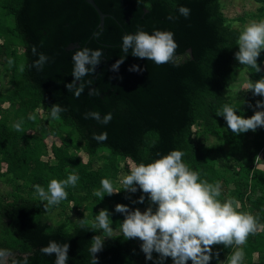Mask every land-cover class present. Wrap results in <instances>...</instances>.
<instances>
[{
  "label": "trees",
  "instance_id": "trees-1",
  "mask_svg": "<svg viewBox=\"0 0 264 264\" xmlns=\"http://www.w3.org/2000/svg\"><path fill=\"white\" fill-rule=\"evenodd\" d=\"M94 1L107 14L102 29L86 0H0V65L9 75L7 89L0 88V178L11 189L0 190V248L11 250L10 260L22 262L26 257L27 264H54L55 257L40 249L56 241L69 245L66 264H92V237L103 233L92 229L91 222L107 209L114 235L104 238L102 250L95 254L97 264H159L157 254L144 261L136 240L115 234L124 216L114 206L120 203L143 211L147 197L140 204L133 203L142 195L139 191H121L102 200L92 193L101 179L115 185L122 171L128 173L134 164L152 162L171 150L183 151L184 162L201 179L219 181L221 200L235 198L240 211L258 216L264 224V172L252 170L256 155L264 161V128L237 136L227 129L223 117L216 116L224 104L245 118L264 110L255 108L264 97L250 91L237 93L248 78L264 76V52L258 60L260 73L240 66L234 58L243 28L234 22L243 19L227 17L220 0ZM254 1L256 10L248 15L259 21L264 19V0ZM181 6L191 10L187 18L179 14ZM170 15L175 19H167ZM140 30L150 35L171 31L178 45L175 62L157 66L133 57L131 49L126 55L122 37ZM83 48L99 49L103 56L94 73L77 81L84 84V92L75 98L65 85L73 81L72 56ZM40 53L48 61L37 70L32 65ZM123 57L118 71H112L111 66ZM9 58L14 60L12 67ZM133 65L142 71H130ZM91 89L97 95H89ZM53 104L64 109L59 120H46L37 112L42 108L48 114ZM90 112L101 118L111 113L112 120L104 125L85 119ZM30 115L36 120H29ZM18 122L22 132L13 128ZM102 132L108 138L98 143L93 134ZM49 135L60 141L52 143L50 151L45 141ZM80 151L87 154L86 160ZM69 173L78 174L79 181L66 189L68 198L59 204L65 216L56 223L50 214L56 206L47 207L34 196L33 186L46 189L50 180L66 179ZM67 210L75 216L69 217ZM81 219L89 222L87 226L81 227ZM233 250L215 246L210 264H224ZM243 250V264H264V230L249 236ZM163 264L172 261L168 258Z\"/></svg>",
  "mask_w": 264,
  "mask_h": 264
},
{
  "label": "clouds",
  "instance_id": "clouds-1",
  "mask_svg": "<svg viewBox=\"0 0 264 264\" xmlns=\"http://www.w3.org/2000/svg\"><path fill=\"white\" fill-rule=\"evenodd\" d=\"M180 15L187 18L191 10L181 6L178 8ZM174 20L175 17L168 16ZM238 51L234 58L240 66L250 68L254 73L262 71L258 60L261 52H264V19L251 21L239 32L236 39ZM177 43L171 31L156 30L153 34L145 31H137L136 34H125L122 37V51L127 55L131 49V55L143 60H151L157 66L174 63L176 59ZM33 54L36 48L33 46ZM125 55V56H126ZM103 52L99 49H78L72 56L73 81L65 85L68 91H72L75 98H79L84 92V84L78 83L83 77L94 73L97 65L101 63ZM124 58L117 60L112 66V71H118ZM48 57L40 53L33 67L42 70ZM12 67L14 60H7ZM20 71H24L23 65ZM130 71H142L133 65ZM92 82L88 81L90 85ZM250 91L253 96L264 97V76L252 81L250 78L237 89ZM89 95H97L95 89H91ZM256 109H264V100L257 101ZM64 111L59 105L53 104L48 113L52 120H59ZM217 117H223L227 129L234 135H240L249 131L255 132L258 128H264V110H255L247 118L237 115V110L224 104L216 113ZM92 118L101 124L107 125L112 120V114L107 113L101 118L98 112H90L85 119ZM29 120L35 121L36 116L30 115ZM15 131L22 132L21 123L13 125ZM98 143L107 140L106 132L93 134L92 137ZM185 153L181 150H171L167 154L149 163L134 164L129 172L123 175L118 183L119 188L107 178L100 180V187L93 191V196L102 200L105 195L111 196L121 191L142 195L133 203L143 204L145 198L148 207L141 211L139 208L130 209L128 205L117 203L114 211L121 213L124 219L120 223L119 230L115 234L123 236L124 240H139L140 249L147 260L153 259V253L158 255L159 264L170 258L172 264H210L213 258V248L234 249L230 252L224 264H243L245 253L243 246L248 237L255 235L259 230H264V224L259 223L258 216L249 212L240 211L238 200L226 197L221 200L222 185L219 181L210 183L201 179L200 173L192 170L185 162ZM254 172H264V161L259 155L254 157ZM79 181L78 174L69 173L66 179L49 181L47 188L39 184L33 186L35 195L41 202H46L47 207L58 206L67 200V188H75ZM129 198L130 197H126ZM153 205L155 206L153 210ZM89 222L81 219V227ZM110 213L107 209H101L91 222V228L102 231L103 236L95 235L89 252L92 255V264H97L96 253L103 248L104 238H111L114 230L111 227ZM44 255L54 256V264H66L68 260L69 245L49 241L47 246L40 249ZM215 255H219L215 253ZM12 252L9 249L0 248V264H27V258L17 261L11 259Z\"/></svg>",
  "mask_w": 264,
  "mask_h": 264
},
{
  "label": "rangeland",
  "instance_id": "rangeland-1",
  "mask_svg": "<svg viewBox=\"0 0 264 264\" xmlns=\"http://www.w3.org/2000/svg\"><path fill=\"white\" fill-rule=\"evenodd\" d=\"M221 3H222V11L224 12V14L229 17V18H242L243 20L240 21V22H234V25H237V26H242L244 27L245 25H247L249 22L251 21H257L255 17H251L248 15L249 12L251 11H255L256 10V7H257V3L254 1V0H220ZM10 20L12 19L11 17L9 18ZM23 60H24V56L21 55L20 56V62L21 64H23ZM21 67V65H20ZM8 79H9V75L7 73V71L4 69V67L2 65H0V88L2 90H6L7 87H8ZM243 84V83H242ZM241 84V85H242ZM239 84L236 83L235 86L237 87ZM240 86H238L239 88ZM4 106H7V103L4 104ZM37 112L39 113V115L41 117H43L44 119L46 120H49V117H48V114L47 112L42 109V108H39L37 109ZM30 132V131H29ZM47 145H48V150L50 148V145L52 143H57L59 144L60 141L57 137H53L51 135L47 136L46 139H45ZM50 151V150H49ZM51 153L49 152V156ZM79 155L82 156L83 160H86L87 159V154L84 153L83 151H80L79 152ZM46 157H43V159H46ZM126 162L127 165H132L131 163L128 162V160L124 161ZM124 162H121V163H124ZM2 170H5V165H3L2 167ZM127 173H125L124 171H122L120 174H119V178L117 179L116 181V184L114 185L115 187L119 188V179L125 175ZM0 190L1 191H10V187L8 184H5L2 179L0 178ZM34 196H35V192H34ZM67 214L69 213L71 216L69 217H73L75 216V213H72L71 211L67 210L66 212ZM51 214V217H52V221L54 222H58L56 220H61L63 216H65V214L63 213L62 211V207L61 206H56L54 209H52V211L50 212ZM136 242L140 245V241L139 240H136ZM141 258L144 260V261H149L145 258V256L141 253ZM154 258V256H153Z\"/></svg>",
  "mask_w": 264,
  "mask_h": 264
},
{
  "label": "water",
  "instance_id": "water-1",
  "mask_svg": "<svg viewBox=\"0 0 264 264\" xmlns=\"http://www.w3.org/2000/svg\"><path fill=\"white\" fill-rule=\"evenodd\" d=\"M86 2L91 5L95 11L97 12L98 16H99V24L98 27L99 28H103L104 26V18L106 17L107 14L103 13L100 8L98 7V5L95 3L94 0H86ZM75 46H78V44H76ZM73 46H70V49H72ZM191 51V49H189V52Z\"/></svg>",
  "mask_w": 264,
  "mask_h": 264
}]
</instances>
